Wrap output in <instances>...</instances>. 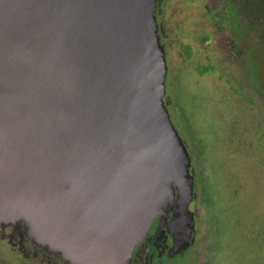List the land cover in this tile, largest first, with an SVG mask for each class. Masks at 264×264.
<instances>
[{
  "label": "water",
  "instance_id": "water-1",
  "mask_svg": "<svg viewBox=\"0 0 264 264\" xmlns=\"http://www.w3.org/2000/svg\"><path fill=\"white\" fill-rule=\"evenodd\" d=\"M154 2L155 0H0V118L9 122L6 125H0V144L6 149L16 151L23 146V143L24 145L28 143V147H34L38 155L41 154L34 162L38 170L33 172L31 170L25 185L37 196L30 203L27 201L25 207L18 205L14 189L15 185L21 184L18 182L15 171L11 172L7 177V184L10 186L5 192L6 203L1 213L7 218H0V221L16 226L22 215L26 222L28 236L35 237L38 242L49 244L52 249L70 257L72 263L89 264L94 261L95 264H99V258L103 255L93 251L90 241L98 239L99 242H104L101 239L110 232L105 231L104 227L107 228L111 208L116 209L117 214L119 210L124 214L127 209L129 220L130 217L141 214L143 218L147 217L144 222L150 221L161 207L165 197L168 196L169 203L173 201V183L180 191L178 201H182L183 209L187 203L185 195H188L190 191V184L187 188L186 183L191 179L188 177L189 180H187V159L185 152L183 153V146L179 145L177 134L168 121L161 99L164 61H162V52L155 36ZM4 24L7 26L4 27ZM143 24L149 26L151 35L150 44L145 43V45L148 48L154 47L158 66L156 83L158 89L154 102L150 106L155 117L153 122L159 123L163 137L170 141V144L164 145L166 149L165 147L162 149V154H170L173 160L177 158L180 168L176 167L165 181L163 180L164 184L159 190L158 187L153 188L154 181L150 178L151 171L154 172L153 169H144L146 173L139 170L141 166H145L143 157H157L155 152L149 150L159 146L150 145L153 135L147 130L148 128L145 126L141 135L138 136V128H135L136 133L125 134L119 129H116L119 133L111 130L109 134L112 141L118 142L121 139L124 151L121 155L112 152L113 154L110 153V156L97 162H95L97 157H92L96 166L90 171L102 178L105 176L108 178L106 175L108 173L109 181H106V177L99 182H96L94 177L90 181L85 179L89 182L85 188L89 187V189L82 187V192L79 191L77 184H74L73 188L79 199L73 201L77 204V207H73L75 203L69 198H62L58 187L54 191L61 177L65 179L67 176V172L62 173L60 170V167L66 164L60 158L65 155V151L71 154L73 160L79 159L80 166L72 168V173L75 172L76 176H81L80 178H86L81 171L88 170L85 161L92 159L83 153L100 147L98 140L95 142L96 139H91L87 135L86 121L93 112H96L102 92L110 88L116 79L121 78L119 74L124 72V66L115 70L112 62L120 53L124 54V45L130 42L131 29ZM126 35L128 41L122 43L119 38ZM135 41H140V38H136ZM101 44H104V48L100 49ZM121 44L123 45L120 46ZM146 52L144 50L137 52L136 58L139 62H147L151 59H146L148 58ZM68 68H72V72ZM88 68L92 71L84 75ZM77 72L81 80L79 87L83 92L80 112L76 116V120L80 122H73L63 131H59L56 128L57 124L53 123L57 118L56 115L62 114L63 108L74 100V98H68L66 101L64 97L69 89L66 86L67 83L70 84L75 75L77 77ZM56 88L58 90L53 92ZM14 92L18 98L14 100L16 103L10 107L3 106L5 94L11 95ZM31 117L43 118L45 122L39 121L35 130L30 131L29 118ZM114 124L117 125V121ZM135 136H137L136 139ZM55 151L57 154L53 156ZM5 156L0 157V167L5 165ZM118 159L131 163L120 165L116 162L119 161ZM113 167L119 169L117 174L110 171ZM53 173L57 174L58 180L53 177ZM175 175L180 179L185 178L184 193L180 190L181 185L175 182ZM181 175H183L182 178ZM120 178L123 181L126 179V187L122 193V190L114 186V183L111 184L114 179L121 181ZM134 180H139L141 183L132 186ZM106 184L113 187L118 200L114 201L106 196L103 189V185ZM149 194L151 196L146 197ZM81 199L89 203L85 206L88 208L87 211L79 210ZM74 208L77 210L71 217ZM145 209L147 212L144 216ZM180 211L182 212V207ZM46 212L54 213L51 215V220L55 222H52L53 226L57 227L62 235L65 233L66 239L52 238L51 235H45L37 228L38 222H41V225L43 223L38 216ZM117 214H114V222L120 227L126 220H121ZM24 216L28 217L30 222H27ZM127 223L128 221L125 222V226ZM139 226L140 224H137L132 233L121 230V234L106 235L112 247L108 253L114 256L111 260L114 264H118V259L126 262V259L131 257L130 250L133 247L128 245L123 249L117 247L121 242L139 243L138 238L143 236L142 231L147 230L146 226L137 229ZM17 227L15 237L20 233V228ZM86 228L90 232H97L91 236L83 231ZM188 234L189 232L187 236ZM66 243H71L74 250L70 251ZM100 263L102 264L101 261Z\"/></svg>",
  "mask_w": 264,
  "mask_h": 264
},
{
  "label": "rangeland",
  "instance_id": "rangeland-1",
  "mask_svg": "<svg viewBox=\"0 0 264 264\" xmlns=\"http://www.w3.org/2000/svg\"><path fill=\"white\" fill-rule=\"evenodd\" d=\"M153 18L164 61L162 105L185 152L187 180L191 178L186 186L190 184V191L183 209L182 201H178L180 191L173 183V201L169 203L165 197L150 221L135 215L140 224L137 229H147L142 231L139 243L121 242L117 248L133 247L130 252L134 250L135 261L138 250L140 257L143 245L147 247L146 238L157 231L158 217L172 209L175 219L188 221L194 205L198 227L210 224L209 235L214 237L204 264H264V101L247 74L250 63L247 66L232 47L233 33L228 29L224 0H155ZM258 53L264 57L261 50ZM260 78L264 81V73ZM118 160L120 165L131 163ZM174 161V169L180 168L177 158ZM174 178L184 193L185 178ZM81 186L85 188L77 184L80 192ZM110 213L117 214V210L111 208ZM52 222L49 214L42 223L48 234L66 239ZM25 224L22 215L16 226L0 221V264H79L28 236ZM17 226L20 233L15 237ZM198 232H204L203 228ZM205 238L201 233L200 246ZM187 252L190 256L178 264L198 256L196 249ZM113 257L107 253L99 259L102 264H114ZM181 258L167 261L173 264ZM117 261L129 264L130 258Z\"/></svg>",
  "mask_w": 264,
  "mask_h": 264
},
{
  "label": "bare ground",
  "instance_id": "bare-ground-1",
  "mask_svg": "<svg viewBox=\"0 0 264 264\" xmlns=\"http://www.w3.org/2000/svg\"><path fill=\"white\" fill-rule=\"evenodd\" d=\"M2 21V20H1ZM7 25L4 24V27ZM130 36V42H127L124 45V54L120 53L118 57L112 62L115 70H119L121 67L124 66V72L122 74H119L121 78L116 79L110 88L105 89L102 94L99 96V104L96 109V112H93L87 122L86 128L88 130L87 135L89 138L96 139L95 142L98 140L99 142V148L98 149H89L88 153H83L89 155L88 157L92 160L85 161V164L88 167L86 172H83V175L86 178H80L81 176H76V173H72V168L80 166V160H73L71 158V154L64 151L65 155L60 158V160L66 162V164H63L62 167H60L62 173L67 172L66 178L61 177V181L59 185L54 187V191L56 188H59V191L61 192L62 198H69L73 201H78L79 197H76L75 190L73 188L74 184H86L85 186H88L91 178L94 177L95 181H103V178L100 177L95 172L90 171V169L96 165H94V159L97 157V161H102L104 157L110 156V153L115 152L117 154L123 153L122 148V142L121 139L118 142H113L111 135L109 132L111 130L116 131V129H119L121 133L124 132H130V133H136L135 128H138V135H141L143 128L146 126L148 131L153 135V139L150 143V145H156L159 146L156 149H149L150 151H153L157 154V157H151L147 156L146 158L143 157L144 165L141 166L139 170L144 169H153V173L151 171V177L153 183V188H157L158 190L163 186V180L165 181L166 177L169 176L170 173L174 171V165L175 161L170 158V154H162V149L169 143L170 141L163 137L161 133V129L159 127V123H154V116L153 111L150 109V106L154 102V97L157 93V75H158V66H157V60L154 56V47L148 48L146 45L150 44V31L149 26L147 25H140L139 27H136L134 29H131V32L129 34ZM140 38V41L136 42L135 39ZM122 43L128 41V37L123 36L119 38ZM146 43V45H145ZM121 44L120 46H122ZM119 46V47H120ZM104 48V44H101L99 48ZM147 49V50H146ZM129 50V52H127ZM147 51L146 54L148 55L149 59L147 62H139L136 58L137 52L140 51ZM71 60V58H70ZM71 66V63H70ZM69 66V67H70ZM72 72V68H68ZM76 71V70H75ZM92 69L88 68L85 70L84 75H87L89 72H91ZM79 80L78 78V72L77 77L73 78L71 80V83L66 86H68L67 89L68 93L65 95V100L67 101L68 98H71L73 102L68 104L66 107H64L62 114L56 115L55 123L57 124L56 128L59 131H63L65 127L72 124L73 122L76 123V116L79 115L80 112V106L82 105V99H83V92L80 90L79 87ZM33 89V88H32ZM61 90V88H59ZM58 88H56L53 92L57 91ZM72 95V96H71ZM3 106L10 107V105L16 103L14 100H18L16 97V94H5L3 97ZM138 102V104H136ZM136 107V108H135ZM141 109V110H139ZM43 118L37 117H31L29 118V128L30 131H34L37 127V124H39V121H44ZM117 121V125L114 123ZM45 122V121H44ZM80 122V121H77ZM9 122L6 119L0 118V125H6ZM119 133L118 131H116ZM29 133V132H28ZM137 136L134 138L136 139ZM123 138V137H122ZM132 138V140L134 139ZM165 141H164V139ZM166 143V144H165ZM165 145V146H164ZM34 147H28V143H23V146L19 148L16 151H11L9 149L4 148L0 144V157H3V155H6V162L4 166L0 167V218H7L4 215H1L2 210L5 206L6 199H5V192L9 190V186L7 184V177H9L10 173L15 171L18 182H20V186L15 185L14 194L16 196V201L19 203L18 205H22L23 207L27 206L26 203H30L35 199L37 196L33 191L27 189L25 187L28 177L32 172L35 170H38V166L34 163L36 160L39 159L41 156L38 155L36 152V149H33ZM166 149V147H165ZM57 152L55 151L53 156L56 155ZM113 154V153H112ZM143 155V154H142ZM93 157V158H92ZM4 158V157H3ZM7 163V166H6ZM138 167V166H137ZM69 171V172H68ZM98 171V170H97ZM110 171L114 173H118L119 169L117 170L116 167L110 168ZM146 173V172H145ZM108 178L106 177V181H109V174H106ZM71 176V179H70ZM53 177H56L58 180L57 174L53 173ZM90 177V178H88ZM88 179V180H85ZM121 179V178H120ZM124 179V178H123ZM133 179V178H132ZM69 180V181H68ZM119 180V179H118ZM111 184L114 183V186H117V188L121 189V193L123 192L124 188L126 187V179L124 181L121 179V181H117V179L113 180ZM140 184L139 180H134L132 183V186L136 184ZM104 186V192L107 197H110L112 200L116 201L118 200V196L116 193L113 192V187L109 184L103 185ZM128 186V184H127ZM82 187V186H81ZM57 188V189H58ZM13 192V189H12ZM126 194H129L128 192H125ZM28 195L30 196L28 198ZM110 195V196H109ZM28 199V200H27ZM56 199V197H55ZM75 203V202H73ZM88 202H83L81 199L80 203V211H87ZM77 204H73V207H77ZM126 208V207H125ZM28 210V207H26ZM77 208H74L72 211V214L70 215L73 217V214L76 213ZM121 211V210H119ZM118 211V218L121 220L128 221L127 226H125V222L119 225L115 224L114 222V214L110 213V219L108 221L107 228L104 227L105 231H110L106 235H112L113 233L121 234V230L131 231L137 226V220L135 218V215L130 217V220L128 219V213L127 209L126 212L123 214V212ZM51 215L54 213H50ZM27 222H30V219L28 217L24 216ZM39 219L45 222L46 219L49 218V213L46 212V214H43L41 216H38ZM91 219V218H90ZM32 223V221H31ZM109 224V225H108ZM37 228L42 230L45 235L48 234V231L46 230L44 225L38 224ZM103 228V227H102ZM113 228V229H112ZM83 231L87 232L91 236L95 234L97 231L90 232L89 229H84ZM105 235L103 240L104 242L101 243L97 240L90 241L91 246L93 245V251H98L99 254L105 255L108 253V251L111 250V245L109 244V240H107V236ZM86 236V233H85ZM53 240V239H52ZM67 248L70 251L74 250V246L71 243H66Z\"/></svg>",
  "mask_w": 264,
  "mask_h": 264
},
{
  "label": "flooded vegetation",
  "instance_id": "flooded-vegetation-1",
  "mask_svg": "<svg viewBox=\"0 0 264 264\" xmlns=\"http://www.w3.org/2000/svg\"><path fill=\"white\" fill-rule=\"evenodd\" d=\"M225 1L226 0H224V4L226 5ZM194 210V205H192L191 212H193V214H189L190 220L188 221L175 219L172 209L162 217H158L155 223V228H157V231H155L152 236L149 235L146 238L147 247L145 248V245H143V251H141L140 257L138 256V250L135 261H133L134 250L132 251L129 264H168L167 259L172 258L173 260L178 257H183L181 260L174 262L178 264L180 261H184L190 256L189 252L187 251L191 249L198 250V252L195 254L198 256L196 258H190L189 262L185 264H204V259L207 260L209 258L206 253L210 245L214 242V237L209 235L210 224L207 226L203 222L204 226L198 227L200 222L198 223V217ZM152 227H154V225ZM200 227L203 228L204 232H198V228ZM187 232H189L188 236ZM201 233L205 234L206 238L204 239L203 244L200 246L199 238ZM186 254H188V256ZM212 255L214 256V254Z\"/></svg>",
  "mask_w": 264,
  "mask_h": 264
},
{
  "label": "trees",
  "instance_id": "trees-1",
  "mask_svg": "<svg viewBox=\"0 0 264 264\" xmlns=\"http://www.w3.org/2000/svg\"><path fill=\"white\" fill-rule=\"evenodd\" d=\"M228 29L233 33L232 47L251 67L247 74L251 75L253 89L264 101V81L260 75L264 73V0H226ZM260 56V58H259ZM261 73V74H259Z\"/></svg>",
  "mask_w": 264,
  "mask_h": 264
}]
</instances>
